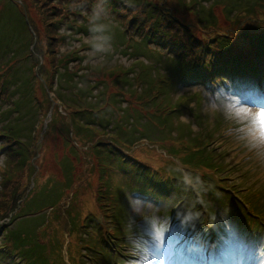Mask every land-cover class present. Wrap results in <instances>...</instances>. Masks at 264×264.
<instances>
[{
  "label": "rangeland",
  "instance_id": "1",
  "mask_svg": "<svg viewBox=\"0 0 264 264\" xmlns=\"http://www.w3.org/2000/svg\"><path fill=\"white\" fill-rule=\"evenodd\" d=\"M30 11L33 12L34 9L30 7ZM2 13L3 24L14 28V35L11 36L8 31H0V51L12 48L14 40L21 41L27 36L16 7L2 9ZM85 40L87 37H84ZM103 41L112 50H117L115 53L121 50L119 45L125 43L119 37H107ZM71 45L78 46L79 42L75 40ZM65 58L72 56L65 55ZM96 61L92 60L91 63L95 64ZM76 67L77 64L74 69ZM102 69L106 74H117L112 68ZM138 70L141 71L139 76L136 71L129 76L123 71L119 72L120 76L114 83L131 84L133 79H138L144 74L152 77L158 72L154 65L147 67L138 64ZM140 91L141 86L135 92L142 96L148 93L146 89L139 93ZM126 94L124 88L114 86L110 96L114 115L118 114L114 102L117 104ZM61 97L65 99L64 95ZM65 110L72 117L69 128H66L64 120L54 112L48 128L37 130V158L31 166L30 177V216L22 222L27 239L15 251L20 260L19 264H79L78 246L81 231L93 229L99 222L98 197H105L114 207L116 216H120L125 222L127 215L120 213V206L127 207L136 218L137 192L146 196L155 193L149 188L151 176L155 175L154 169L158 164H162L164 159L158 152L157 139L152 136L156 132H164V129L151 120L149 115H146L144 121L137 115L130 118H113L106 130L107 134L103 135L98 131V127L86 123L87 117H82L77 114L78 111L70 109L68 103L65 104ZM229 112L241 127L236 128L238 124L229 120L228 127L222 129V135L214 146L224 148L226 160L235 164L234 174L237 178L241 172L245 174L247 169L258 170V174L253 177L257 187L264 179V131L253 119L254 114H242L238 110ZM209 116L212 120V115ZM199 120L202 124L205 123L203 118L199 117ZM123 122L141 126L125 127ZM214 122L217 125L222 121L217 117ZM145 124H150L149 130H146ZM141 127L144 135L142 139L129 130L131 128L132 131L140 132ZM201 128L204 130V125ZM114 134L119 137L123 135L125 140L114 139ZM197 138L201 140L202 134ZM98 141L103 144L111 143L103 147L97 146L103 152L102 155L93 147ZM114 148L121 150L128 159L124 160L125 156L113 151ZM245 178L247 182L250 181L246 174ZM117 199H121L122 203ZM24 212L28 211L22 204L19 213ZM112 220L115 222L117 218L113 217ZM9 264L16 263L10 261Z\"/></svg>",
  "mask_w": 264,
  "mask_h": 264
},
{
  "label": "trees",
  "instance_id": "2",
  "mask_svg": "<svg viewBox=\"0 0 264 264\" xmlns=\"http://www.w3.org/2000/svg\"><path fill=\"white\" fill-rule=\"evenodd\" d=\"M30 1L33 4L36 2L34 0H30ZM258 2H259L258 0L252 1V3H251V5H253L252 9L260 8L257 5ZM261 3H263V2L261 1ZM238 4L241 5L242 3H238ZM176 5H178V4H176ZM191 9H193L192 5L181 6L177 10H172L173 14L169 13L166 18L162 17L161 10H156V11L150 12L146 18V25L152 26V27L154 26V27H157L159 29H162L159 26L160 20L165 21L169 25L171 23L175 22L177 27L179 24L181 25V27H182L181 33L187 34L186 33L187 32L186 27H188V26L186 24H183L182 21H184L187 18L186 16H188V13ZM240 13H243V12H240ZM183 15H185V16H183ZM198 20L204 24H213L215 19L211 15H201L200 14V16L198 17ZM136 22H137V24H136ZM128 23L133 25L135 28L140 26L139 18H138V16L135 17V15L131 16V18L128 20ZM13 31H14V28H13ZM188 32H190V30H188ZM247 35H249V33H241L239 40L244 39L245 37H247ZM187 38L189 39V37H187ZM216 42H217L218 48H215V49L218 50L219 53L227 54L228 52L223 48V46L224 45L230 46L229 45L230 43L228 42V37H225L224 39L218 38V40ZM207 53L210 54L211 51L209 50ZM182 62H183V58L180 57V58H178L177 62L175 63V65L173 67H170L171 65L163 66V67L166 68L167 70H169V73L172 75L180 74L182 72V70L184 69V66H187L184 64L181 65ZM0 67H1V63H0ZM81 67L82 66H79V68H81ZM65 74L68 75L70 77V79H75L76 77L82 76L81 74L78 75L77 72L70 71V70H66ZM76 79H78V78H76Z\"/></svg>",
  "mask_w": 264,
  "mask_h": 264
},
{
  "label": "snow or ice",
  "instance_id": "3",
  "mask_svg": "<svg viewBox=\"0 0 264 264\" xmlns=\"http://www.w3.org/2000/svg\"><path fill=\"white\" fill-rule=\"evenodd\" d=\"M241 43L243 45L247 46L248 44L251 43V38L243 39L241 41ZM242 84L246 88H256V85L254 84V82H252L250 80H244V81H242ZM253 119L257 121L258 125L260 126V129L262 131H264V112H261L258 117H253ZM223 242H229V243L236 242V237L235 236H229L228 238H225V240ZM145 259H147L146 255H145Z\"/></svg>",
  "mask_w": 264,
  "mask_h": 264
},
{
  "label": "clouds",
  "instance_id": "4",
  "mask_svg": "<svg viewBox=\"0 0 264 264\" xmlns=\"http://www.w3.org/2000/svg\"><path fill=\"white\" fill-rule=\"evenodd\" d=\"M261 112H264V111H261ZM261 112H259V113H255V114H254V117H258L259 114H260Z\"/></svg>",
  "mask_w": 264,
  "mask_h": 264
}]
</instances>
